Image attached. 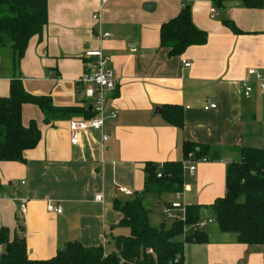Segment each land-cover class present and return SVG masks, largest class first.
I'll return each mask as SVG.
<instances>
[{
	"label": "crops",
	"instance_id": "1",
	"mask_svg": "<svg viewBox=\"0 0 264 264\" xmlns=\"http://www.w3.org/2000/svg\"><path fill=\"white\" fill-rule=\"evenodd\" d=\"M183 3L48 0L49 23L41 37L30 40L17 70L25 88L52 96L59 107L90 104L79 80L89 61L85 52L101 50L118 79L116 94L108 103L117 116L107 121L108 141L102 142L99 132L90 131L81 133L79 142L73 144L71 119L47 123L38 106L24 105L23 123L35 120L43 137L36 148L26 152L25 162H0V229L7 228L12 240L18 218L24 219L31 259L52 258L74 240L87 247L103 245L105 251L109 244L113 251L115 232L122 229L112 228L121 219L113 208L114 199H131L144 189L146 163L182 160L186 140L212 146L213 158L198 162L193 174L184 173L180 200L201 206L202 219L213 218L211 205L226 194L229 163L241 159L242 147L264 148L259 112L264 91L257 82L248 96L242 88L249 70L264 78V5L250 8L244 0H188L192 19L208 33V41L188 47L180 56H170L161 46L160 30L178 15ZM212 8H217L218 16L212 17ZM226 21L240 32L232 31ZM99 29L110 36L98 38ZM184 60L191 66H184ZM0 63V96H7L15 73L10 47L2 48ZM209 101L217 107L206 110ZM165 104L184 107L183 128L165 121ZM175 195L145 196L152 225L167 221L162 209L177 199ZM18 197L28 200L23 216ZM50 204L61 207L62 213L48 211ZM123 229L120 235L129 234ZM187 245L204 253L205 263L222 250L220 243ZM4 250L0 245V251Z\"/></svg>",
	"mask_w": 264,
	"mask_h": 264
},
{
	"label": "trees",
	"instance_id": "2",
	"mask_svg": "<svg viewBox=\"0 0 264 264\" xmlns=\"http://www.w3.org/2000/svg\"><path fill=\"white\" fill-rule=\"evenodd\" d=\"M250 8H262L263 0H244ZM49 23L48 0H0V48L13 51L15 73L10 79L9 94L0 96V162L26 161V152L36 148L43 137L35 120L23 123V107L38 106L47 123L57 119L95 117L90 104L84 106H55L50 95L30 93L17 72L30 40L41 37ZM225 24L234 32H240L231 21ZM161 46L170 56H180L194 45H204L208 33L198 28L186 3L177 16L165 22L160 30ZM165 121L183 128L184 107L176 104L162 106ZM183 159L163 164H145L144 189L131 199L115 198L113 208L121 219L112 228L129 230L127 235L114 237V250L106 253L104 246L87 247L79 240L69 241L49 259H31L25 238V220L18 218L14 238L7 228L0 229V264H185L186 244H208L211 235L206 229L196 228L202 219L201 206L187 205L185 221L164 222L154 226L152 213L144 205L149 193L159 196L176 194L184 189L183 161L189 154L194 158L211 160L213 148L186 140L182 145ZM241 159L229 163L226 174V194L211 205L212 219L218 230L234 234L237 242L262 247L264 256V148L245 146L240 149ZM162 165V167H161ZM161 174V176H159Z\"/></svg>",
	"mask_w": 264,
	"mask_h": 264
},
{
	"label": "built area",
	"instance_id": "3",
	"mask_svg": "<svg viewBox=\"0 0 264 264\" xmlns=\"http://www.w3.org/2000/svg\"><path fill=\"white\" fill-rule=\"evenodd\" d=\"M106 0H103L105 2ZM188 0H184L183 6ZM212 17L218 16L217 8L211 9ZM95 19L99 18V15H94ZM109 33H103L101 29L97 31L98 38L109 37ZM86 58L89 60L86 63V69L80 78V83L84 86V93L86 99L89 100L92 110L95 112V117L91 119H76L73 118L69 121L71 130V142L77 144L80 139V135L83 132L97 131L101 135L102 142H106L110 138V134L106 129L107 121L109 119L116 118L117 112L114 109L108 107L109 99L116 94L118 88V79L113 69L109 67L110 59L103 54L101 50H87L85 52ZM184 66L190 67L191 62L184 60ZM254 82L260 84L262 91H264V78L255 70H249L248 76L242 83L245 95H250L254 90ZM217 104L209 101L204 107L206 110L210 108H216ZM200 161H207L206 158L195 159L193 154H189L188 159L184 160L183 170L184 173L189 172L193 174L197 169V164ZM162 167V165H161ZM161 176V174H159ZM121 191L130 194L123 188ZM183 192L176 193V200L168 203L162 209V214L166 220L171 222L185 221L187 214V205L181 200L180 196ZM98 200L102 199L101 195L96 197ZM20 203V214L23 216L26 213L28 200L24 197H18ZM48 211L62 213L61 207H56L53 204L48 205ZM214 223L212 218L201 219L196 225V228L206 229Z\"/></svg>",
	"mask_w": 264,
	"mask_h": 264
},
{
	"label": "rangeland",
	"instance_id": "4",
	"mask_svg": "<svg viewBox=\"0 0 264 264\" xmlns=\"http://www.w3.org/2000/svg\"><path fill=\"white\" fill-rule=\"evenodd\" d=\"M6 48V47H4ZM0 55H2V48H0ZM2 64V63H0ZM260 115L263 118L264 123V103L260 106ZM176 196V195H175ZM175 197L173 198V200ZM175 201V200H174ZM161 205H157V211H160ZM212 215V212H210ZM160 221L163 220L161 216H158ZM156 216H151V219L158 218ZM158 218V219H159ZM156 223H159L156 221ZM167 226L171 224L170 220L166 221ZM214 226L210 225L206 228V231H210V235L212 240L210 243H220L222 246V250L217 255V258L211 257L207 259L206 263L204 261V253L197 252L196 249L192 246H186L185 249V256L188 264H264V256L261 246L257 245H247L241 244L236 241L234 234H225L218 230V227L215 223ZM119 231V232H118ZM120 231H126L125 229H117L115 234L120 235ZM195 246V245H193ZM188 247V249H187ZM107 252H111L113 247L112 245L105 246ZM188 250V255L186 252ZM208 250V249H205Z\"/></svg>",
	"mask_w": 264,
	"mask_h": 264
},
{
	"label": "water",
	"instance_id": "5",
	"mask_svg": "<svg viewBox=\"0 0 264 264\" xmlns=\"http://www.w3.org/2000/svg\"><path fill=\"white\" fill-rule=\"evenodd\" d=\"M90 109H92V106H90ZM158 112H161V110L159 109Z\"/></svg>",
	"mask_w": 264,
	"mask_h": 264
}]
</instances>
